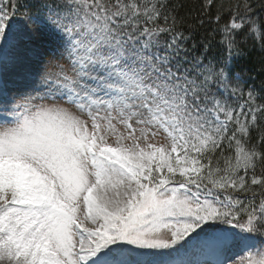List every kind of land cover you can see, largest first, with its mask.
I'll use <instances>...</instances> for the list:
<instances>
[{
	"label": "snow or ice",
	"instance_id": "1",
	"mask_svg": "<svg viewBox=\"0 0 264 264\" xmlns=\"http://www.w3.org/2000/svg\"><path fill=\"white\" fill-rule=\"evenodd\" d=\"M254 3L0 0V264H264Z\"/></svg>",
	"mask_w": 264,
	"mask_h": 264
},
{
	"label": "trees",
	"instance_id": "2",
	"mask_svg": "<svg viewBox=\"0 0 264 264\" xmlns=\"http://www.w3.org/2000/svg\"><path fill=\"white\" fill-rule=\"evenodd\" d=\"M203 0H168L170 6L181 5L178 11H176V16L179 18L181 16H198L200 14V5ZM219 3L220 0H217ZM228 2V0H225ZM264 2V0H255L254 7L259 10V4ZM215 12V8L212 10ZM191 22V21H189ZM203 30L196 33L195 39L199 40L200 35ZM164 39V37H161ZM191 42H189L190 44ZM244 54L234 60V71H239L245 80V90H247L248 84H254L259 87L261 79L264 78V51L260 49L259 44L252 46L251 42L248 45H242ZM200 49L197 48L196 52L199 53ZM250 77H255V79H250Z\"/></svg>",
	"mask_w": 264,
	"mask_h": 264
}]
</instances>
